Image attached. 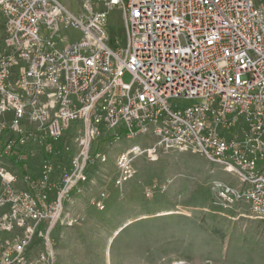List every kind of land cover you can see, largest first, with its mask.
Segmentation results:
<instances>
[{"label":"built area","instance_id":"1","mask_svg":"<svg viewBox=\"0 0 264 264\" xmlns=\"http://www.w3.org/2000/svg\"><path fill=\"white\" fill-rule=\"evenodd\" d=\"M83 7L76 15L64 0H0V264H46L45 254L54 264L52 229L107 133L204 156L238 182L214 180L215 204L246 205L264 220V0ZM113 8L124 16V45L106 30ZM144 152L119 155L118 185ZM37 237L48 250L33 262Z\"/></svg>","mask_w":264,"mask_h":264},{"label":"rangeland","instance_id":"2","mask_svg":"<svg viewBox=\"0 0 264 264\" xmlns=\"http://www.w3.org/2000/svg\"><path fill=\"white\" fill-rule=\"evenodd\" d=\"M83 1L64 0L76 15L84 13ZM106 30L111 42L124 45L127 30L117 8L110 10ZM132 79L125 72L123 81ZM110 134L93 142L89 181L64 201L50 234L54 264H264V220L252 218L246 205L226 210L215 204L211 183L237 184L232 175L200 154L154 149L152 137L116 141ZM133 146L145 152L134 159L133 176L118 185V157ZM44 243L34 239L33 262L47 252Z\"/></svg>","mask_w":264,"mask_h":264},{"label":"bare ground","instance_id":"3","mask_svg":"<svg viewBox=\"0 0 264 264\" xmlns=\"http://www.w3.org/2000/svg\"><path fill=\"white\" fill-rule=\"evenodd\" d=\"M128 224V223H127ZM127 226V225H126Z\"/></svg>","mask_w":264,"mask_h":264}]
</instances>
